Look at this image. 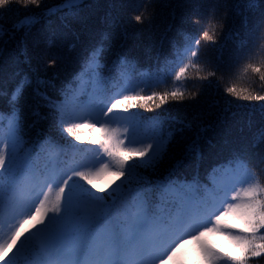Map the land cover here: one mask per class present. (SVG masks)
Wrapping results in <instances>:
<instances>
[{
	"label": "trees",
	"instance_id": "16d2710c",
	"mask_svg": "<svg viewBox=\"0 0 264 264\" xmlns=\"http://www.w3.org/2000/svg\"><path fill=\"white\" fill-rule=\"evenodd\" d=\"M63 4L39 0L37 7L12 0L0 8V130L5 143L9 126L18 123L21 154H30L43 170L49 160L42 146L51 141L57 145L56 166H66L72 160L68 143L91 148L87 141L100 132L83 131L90 135L83 143L72 140L59 128L61 105L111 95L126 81L142 87L146 80L162 79L170 89L172 70L189 38L208 31L214 42L201 40L196 57L202 71L197 75L190 69L193 78L184 81L190 95L152 111L118 113L136 114L138 138L162 135L167 140L163 158L138 174L154 206L160 204L157 189L165 184L191 186L187 195L203 197L225 169L241 163L264 182V101L226 91L235 85L237 91L247 90L243 94L264 95L259 73L242 75L247 63L264 64V0L252 8L248 0H79L73 10ZM29 17L35 21L30 27H14ZM94 53L98 66L91 62ZM20 85L22 92L13 100ZM164 87L145 88L143 94ZM133 163L141 161L133 158ZM250 264H264V258Z\"/></svg>",
	"mask_w": 264,
	"mask_h": 264
},
{
	"label": "snow or ice",
	"instance_id": "6c2138e0",
	"mask_svg": "<svg viewBox=\"0 0 264 264\" xmlns=\"http://www.w3.org/2000/svg\"><path fill=\"white\" fill-rule=\"evenodd\" d=\"M11 2L0 0V8ZM255 2L248 0L247 7ZM23 3L39 7V0ZM78 4L79 0H64L61 7L73 10ZM34 22L29 17L14 27H30ZM201 40L214 42V34L204 31L199 38H189L172 70L170 89L162 79L146 80L142 87L126 81L111 95L101 93L86 104L61 105L59 128L72 140L83 143L85 127L95 130L99 125L100 132L87 141L91 148L69 142L72 160L64 167L55 164L53 142L42 146L49 163L40 170L30 154H21L18 123L9 126L10 148L0 130V264H187L189 242L196 247L199 264H250L264 258V182L255 172L243 163L225 169L222 180L203 197L187 195L191 186L165 184L157 189L160 204L154 206L137 170L155 167L167 151V140L162 135L137 139L141 124L136 114L114 115L136 108L152 111L190 95L184 81L193 78L190 69L197 75L202 71L196 60ZM96 55L91 62L98 66ZM262 68L264 64L247 63L242 75L259 73L264 81ZM161 87L162 92L143 94L145 88ZM22 88L16 89L13 100ZM226 91L239 99L264 101V95L243 94L247 90L237 91L235 85ZM133 158L141 163L129 164ZM229 217L238 219L243 228L232 230L225 223ZM208 234L228 239L239 255L209 245Z\"/></svg>",
	"mask_w": 264,
	"mask_h": 264
},
{
	"label": "rangeland",
	"instance_id": "374dc122",
	"mask_svg": "<svg viewBox=\"0 0 264 264\" xmlns=\"http://www.w3.org/2000/svg\"><path fill=\"white\" fill-rule=\"evenodd\" d=\"M78 92H79L80 95H84L83 94V92H84L83 88H80ZM114 115H118V113H114ZM97 128H99V125H97ZM81 131L82 132L85 131V132H93V133H95V130H93V129L89 128V127H85ZM83 135H84V140H88L89 139L88 137L90 135L88 133H85V134L83 133ZM99 135H100V133H99ZM98 136H95V137H98ZM137 139L145 140L143 137H141V138L137 137ZM9 148H10V142H9ZM74 179H76V178L74 177ZM111 179H115V177H112ZM81 183H83V181H81ZM117 183H120V181H118ZM98 186H103V185L102 184H98ZM115 186L116 185H113V187H115ZM53 191L55 192V188L53 189ZM109 191H111V189H109ZM104 195L107 196V193H104ZM225 220H227L225 223L231 225L232 230H234V231L243 228V224L238 219L229 217V218H225ZM205 241L209 245H210V242H211L221 252H229L233 256H238L239 255V253L235 250V248L232 247L231 242L228 239H226V238H224V237H222L220 235L208 234L205 237ZM185 249L187 251H186V254L184 256V259L187 261V264H199L200 256H199V254H198V252L196 250L195 245H193V244H191V242H189L188 244L185 245Z\"/></svg>",
	"mask_w": 264,
	"mask_h": 264
}]
</instances>
